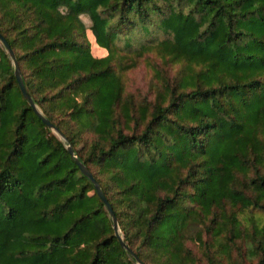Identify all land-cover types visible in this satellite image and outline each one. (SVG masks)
<instances>
[{
    "label": "trees",
    "instance_id": "obj_1",
    "mask_svg": "<svg viewBox=\"0 0 264 264\" xmlns=\"http://www.w3.org/2000/svg\"><path fill=\"white\" fill-rule=\"evenodd\" d=\"M0 31L67 138L0 41V264H264V0H0Z\"/></svg>",
    "mask_w": 264,
    "mask_h": 264
},
{
    "label": "water",
    "instance_id": "obj_2",
    "mask_svg": "<svg viewBox=\"0 0 264 264\" xmlns=\"http://www.w3.org/2000/svg\"><path fill=\"white\" fill-rule=\"evenodd\" d=\"M0 41L2 43V45L6 48L9 57L11 59V62L14 66V70H15V75L19 81L20 87L23 91V93L25 94V96L29 99L31 105L34 107V109L36 110V112L39 114V116L43 119V121L49 125L64 141H67L66 136L63 134V132L44 114V112L40 109V107L38 106V104L36 103V101L34 100V98L32 97V95L30 94V92L28 91L25 81H24V77L22 74V70L19 64V61L17 59L16 53L13 49V47L11 46V44L9 43V41L6 39V37L1 33L0 31ZM68 149L70 150V152L75 155L76 161L78 162V164L80 165L82 171L92 179V181L95 183L96 188L98 193L100 194L101 198L104 200L106 207L113 219V226L115 229V233L116 235L119 237L122 245L124 247H127V249L129 251H131L133 254L134 252L132 251V249L127 245L125 239H124V235L121 232V228L119 225V221H118V217L116 215V212L112 206V204L110 203V201L107 199L103 188L100 184V182L94 177L93 173L90 171V169L86 166V164H84V162L82 160H80V158L78 157V155L75 154V150L72 146L71 143L67 144ZM137 260L139 264H146L145 262H143L138 256Z\"/></svg>",
    "mask_w": 264,
    "mask_h": 264
},
{
    "label": "rangeland",
    "instance_id": "obj_3",
    "mask_svg": "<svg viewBox=\"0 0 264 264\" xmlns=\"http://www.w3.org/2000/svg\"><path fill=\"white\" fill-rule=\"evenodd\" d=\"M84 19L90 24V20L87 16ZM90 38L94 42L92 46L93 53L95 55H100L103 51L99 50L95 45V38L90 35ZM150 71L144 63L140 64L138 67L131 69L127 73V89L128 91H133L136 94H147L150 87ZM193 244V243H192ZM194 245V244H193Z\"/></svg>",
    "mask_w": 264,
    "mask_h": 264
}]
</instances>
